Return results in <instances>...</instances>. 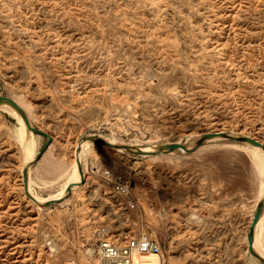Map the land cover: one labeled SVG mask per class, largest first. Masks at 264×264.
<instances>
[{"label": "rangeland", "instance_id": "374dc122", "mask_svg": "<svg viewBox=\"0 0 264 264\" xmlns=\"http://www.w3.org/2000/svg\"><path fill=\"white\" fill-rule=\"evenodd\" d=\"M0 96L53 137L31 164L29 189L42 200L81 183L74 152L86 138L194 147L203 134L231 132L264 144V0H0ZM7 109L0 264H100L101 229L119 242L145 235L160 244L158 259L135 264H261L247 234L264 174L236 149L242 142L113 152L108 166L130 183L128 198L105 184L96 143L79 158L83 186L45 208L26 196L22 173L47 138L31 135L25 149ZM261 229L264 244V217Z\"/></svg>", "mask_w": 264, "mask_h": 264}, {"label": "bare ground", "instance_id": "6f19581e", "mask_svg": "<svg viewBox=\"0 0 264 264\" xmlns=\"http://www.w3.org/2000/svg\"><path fill=\"white\" fill-rule=\"evenodd\" d=\"M160 5V4H159ZM5 107V108H8L10 111L13 112V114L15 115V117L18 119L17 121H19V128H18V135H19V141L22 143L23 147L27 150H32L33 148V145L31 144V141H30V136L31 135H34V133L32 134V132H30L26 125H25V122L24 120L22 119V117L19 115V113L14 109L12 108L11 106L7 105V104H1L0 107ZM7 109V110H8ZM10 111H7V112H10ZM12 115V114H11ZM231 133V132H230ZM37 135V134H35ZM40 136V135H39ZM93 139H96V140H93ZM219 139V138H217ZM224 139V138H223ZM99 140L102 141L103 144H106V146L108 147L105 151L103 150L102 151V155H100V153L97 152L98 148L100 146H103L102 143L99 142ZM215 140V139H214ZM97 143L96 146H94L95 144ZM196 143V142H195ZM181 144V143H180ZM94 146V157H96L98 160H101L102 157L104 155H107L109 157L112 156V153L113 152H118V153H125L127 152L128 150L125 148V146H122L118 143H114V142H110V141H106L104 139H98V138H86L82 141H78L77 143V146H76V149H75V152H74V166L76 167V169L79 171H75L74 172V175L73 177L77 176L79 177V179H81V183H79L78 181H76L75 178H73V181H71L66 187L68 188L69 186H73L72 188V192H74L73 190H75L76 188H81L83 186V184L85 183V176H83V173H82V166H81V162L79 160L80 156L83 154V152L85 151V149H89L90 146ZM150 145V144H149ZM184 146H186L187 148L189 149H192L193 147H191L190 145H187V144H182ZM127 146H130L134 149V151H137V150H141L145 153H154V152H157L158 148L161 146H156V145H153V146H150V147H143L141 145H137V146H133V145H127ZM240 148L242 149H245L247 150L248 152H250V155H251V160H252V163L253 165L255 166L256 170L259 171L260 173L264 174V151L259 148V147H255L249 143H241L239 146L236 147L237 150H240ZM180 151L183 153V154H188L185 150L183 149H180ZM161 154H169V153H161ZM155 155H160V154H155ZM146 156V155H144ZM151 156V155H150ZM30 159V158H29ZM36 159V158H35ZM35 159H32L30 161H28V164H26L25 169H28V176H29V180H30V177H31V168L33 166H31V164L35 161ZM76 164V165H75ZM30 168V170H29ZM23 169V172L24 170ZM22 177H23V173H22ZM78 179V178H77ZM262 188L264 186V181H262ZM23 187H24V179H23ZM67 188L65 190V192L62 194V196H57L53 199H48V200H42V199H39L35 196H33V194H31V191L29 189V181H28V192L30 195H27V193L25 192L26 196L32 200L33 202H35L38 206H42L43 204H40V203H46V202H49V201H53V200H56V201H59V200H65L67 197ZM24 191H25V187H24ZM262 191V189H261ZM261 200H263L264 198V189H263V192H261ZM261 200L259 202H261ZM259 202L257 203V205L259 204ZM256 205V207H257ZM43 208V207H42ZM256 210V208H255ZM255 212V211H254ZM253 217H254V214H253ZM263 214L260 218V221L257 225V227L255 228V242H254V249L255 251L264 258V244L261 242L260 240V235H259V230L261 229L262 227V221H263ZM253 220V218H252ZM252 222V221H251ZM250 227V226H249ZM262 230V229H261ZM261 232V231H260ZM248 235V234H247ZM263 235V234H262ZM263 241V240H262ZM264 242V241H263ZM247 243H248V240H247ZM257 246V247H256ZM141 256H144V257H149V258H152V259H158V257L160 256V254H140V253H135L133 255V264H135V259L136 258H139ZM256 259V258H255ZM257 260V259H256Z\"/></svg>", "mask_w": 264, "mask_h": 264}, {"label": "built area", "instance_id": "2783aa9c", "mask_svg": "<svg viewBox=\"0 0 264 264\" xmlns=\"http://www.w3.org/2000/svg\"><path fill=\"white\" fill-rule=\"evenodd\" d=\"M103 144V143H102ZM104 148H108L103 144ZM104 149V151L106 150ZM103 150H97L102 155ZM107 151V150H106ZM95 161L103 165L102 176L105 184L110 186L119 196L128 198L131 195V185L121 172L108 166L111 157L104 155L101 160L96 157ZM131 209L135 208L133 202H127ZM99 245L96 250V256L100 264H133V255L140 254H161V246L156 241L145 235L140 237H132L122 242L108 238L105 229H101L98 233Z\"/></svg>", "mask_w": 264, "mask_h": 264}, {"label": "water", "instance_id": "95a60500", "mask_svg": "<svg viewBox=\"0 0 264 264\" xmlns=\"http://www.w3.org/2000/svg\"><path fill=\"white\" fill-rule=\"evenodd\" d=\"M1 104H7L9 106H11L12 108H14L19 115L22 117V119L25 122V125L27 127V129L37 135L43 136L47 138V143L45 145V147L42 149V151L39 153V155L36 157L34 162H37L42 155L46 152V150L49 148V146L52 143L53 137L51 135H49L48 133L35 129L33 128V126L31 125L29 116L27 115V113L25 112V110L13 99L11 98H7V97H2L0 96V105ZM217 138H224L227 140H231L234 142H242V143H249L255 147H259L264 151V144H262L261 142L250 138V137H245V136H234L231 133H224V132H215V133H207V134H203L195 143V146L192 149L187 148L186 146L179 144V143H171V144H164L161 145L157 152L154 153H145L141 150H137L134 151V149L130 146H125V148L131 152L134 153L138 156H144V155H155V154H161V153H171V152H175V151H179L180 149L185 150L187 153L191 154L193 152H195L198 148H200L205 142H207L208 140H214ZM99 139V138H98ZM96 140V139H93ZM100 143H102L101 140H99ZM23 179H24V187H25V192L27 193V195H30L28 192V181H29V176H28V169H25L23 172ZM72 188L73 186H69L67 188V195H71L72 193ZM64 200H53V201H49L46 202L45 204H43L42 206L47 208L50 207L52 205L55 204H59ZM264 211V198L263 200H261V202H259V204L256 207L255 213H254V217L253 220L250 224L249 227V232L247 235V240H248V250L249 253L258 260L259 263L264 264V258L262 256H260L254 249V242H255V228L257 227L260 218L263 214Z\"/></svg>", "mask_w": 264, "mask_h": 264}, {"label": "crops", "instance_id": "0c3cea01", "mask_svg": "<svg viewBox=\"0 0 264 264\" xmlns=\"http://www.w3.org/2000/svg\"><path fill=\"white\" fill-rule=\"evenodd\" d=\"M197 151H198V150H197ZM197 151H196V152H197ZM38 162H39V161H38ZM34 166H35V165H34ZM34 166H33V167H34ZM33 167H32V168H33ZM30 178H31V177H30Z\"/></svg>", "mask_w": 264, "mask_h": 264}]
</instances>
